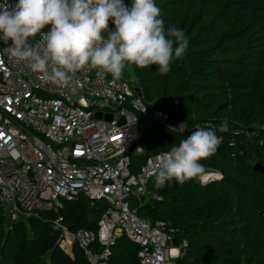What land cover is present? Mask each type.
I'll list each match as a JSON object with an SVG mask.
<instances>
[{
	"label": "trees",
	"instance_id": "16d2710c",
	"mask_svg": "<svg viewBox=\"0 0 264 264\" xmlns=\"http://www.w3.org/2000/svg\"><path fill=\"white\" fill-rule=\"evenodd\" d=\"M131 0H124L130 4ZM165 30L184 31L188 46L162 75L158 66H129L141 98L167 114L164 124L135 111L141 154H130L136 173L147 156L167 151L193 128L222 137L217 152L202 161L221 178L201 184L175 180L149 190L155 196L137 215L175 229L186 246L179 264H264V0H154ZM110 30L115 26L109 22ZM180 124L185 131H179ZM223 125L224 130L220 128ZM107 207L79 195L58 211L8 223L0 208V264H88L78 245L71 254L56 244L49 220L57 214L71 230H96ZM98 245H95V248ZM139 246L121 235L110 246L111 264H141Z\"/></svg>",
	"mask_w": 264,
	"mask_h": 264
},
{
	"label": "built area",
	"instance_id": "2783aa9c",
	"mask_svg": "<svg viewBox=\"0 0 264 264\" xmlns=\"http://www.w3.org/2000/svg\"><path fill=\"white\" fill-rule=\"evenodd\" d=\"M7 46L0 41V208L8 223L58 212L63 200L84 195L107 207L96 230H71L59 214L49 220L63 252L71 254L76 244L88 264H111L110 246L124 235L139 246L141 264H179L186 242L176 245L175 229L137 215L142 199L155 197L149 186L160 152L147 156L138 172L130 171V154L142 153L139 145L130 151L140 138L135 111L162 124L167 114L159 105L145 104L135 82L124 75L113 81L108 73L84 69L71 86L60 87L17 64L4 52ZM177 129L185 131V125ZM208 170L219 175L199 183L221 178ZM129 198L138 200L135 208Z\"/></svg>",
	"mask_w": 264,
	"mask_h": 264
},
{
	"label": "clouds",
	"instance_id": "9594fccd",
	"mask_svg": "<svg viewBox=\"0 0 264 264\" xmlns=\"http://www.w3.org/2000/svg\"><path fill=\"white\" fill-rule=\"evenodd\" d=\"M160 16L154 0H18L0 4V41L7 43L4 52L17 64L60 87L71 86L84 69L108 73L113 81L132 65H155L164 75L171 61L184 55L188 39L176 27L165 30ZM221 143L216 131L198 128L161 151L153 171L156 187L219 175L202 161Z\"/></svg>",
	"mask_w": 264,
	"mask_h": 264
},
{
	"label": "rangeland",
	"instance_id": "374dc122",
	"mask_svg": "<svg viewBox=\"0 0 264 264\" xmlns=\"http://www.w3.org/2000/svg\"><path fill=\"white\" fill-rule=\"evenodd\" d=\"M130 68V67H129ZM128 67H126V69H125V71H124V73H123V75H124V77L125 78H128V76H129V74H128V72L127 71H129L130 72V77L131 78H134V75H133V73H132V69H129ZM129 77V78H130ZM128 78V79H129ZM130 78V79H131ZM151 192V191H150ZM150 198H151V194H148L144 199H142V201L143 202H145V201H148V200H150ZM129 207L130 208H135L136 207V204L138 203V200H134L133 198H129Z\"/></svg>",
	"mask_w": 264,
	"mask_h": 264
},
{
	"label": "water",
	"instance_id": "95a60500",
	"mask_svg": "<svg viewBox=\"0 0 264 264\" xmlns=\"http://www.w3.org/2000/svg\"><path fill=\"white\" fill-rule=\"evenodd\" d=\"M136 91L139 93V95H140V92H139V89L137 88L136 89ZM100 116V114L99 113H97L96 114V117H99ZM106 119H111V115L110 114H108L107 116H106ZM196 130V128H193V129H191V130H187L185 133L186 134H188V135H191L192 134V132H194ZM138 146V143H134L132 146H131V148H130V151H134L135 149H136V147ZM254 168H256V169H260V170H263L264 169V167L263 166H260V164L259 163H255L254 164Z\"/></svg>",
	"mask_w": 264,
	"mask_h": 264
},
{
	"label": "crops",
	"instance_id": "0c3cea01",
	"mask_svg": "<svg viewBox=\"0 0 264 264\" xmlns=\"http://www.w3.org/2000/svg\"><path fill=\"white\" fill-rule=\"evenodd\" d=\"M128 68H129V67H128ZM129 69H131V68H129ZM127 72H128V74H129V76H128V78H129V77H130V72H129V71H127ZM132 73H133V71H132ZM133 75H134V74H133ZM130 78H131V77H130ZM130 78H129V80H131V81H134V79H135V78H131V79H130Z\"/></svg>",
	"mask_w": 264,
	"mask_h": 264
}]
</instances>
